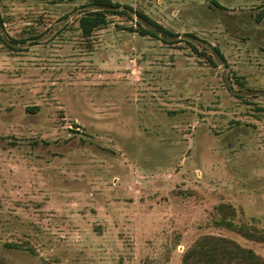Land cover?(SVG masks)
Segmentation results:
<instances>
[{"label": "rangeland", "instance_id": "rangeland-1", "mask_svg": "<svg viewBox=\"0 0 264 264\" xmlns=\"http://www.w3.org/2000/svg\"><path fill=\"white\" fill-rule=\"evenodd\" d=\"M113 1L0 0V264H264V0Z\"/></svg>", "mask_w": 264, "mask_h": 264}, {"label": "trees", "instance_id": "trees-1", "mask_svg": "<svg viewBox=\"0 0 264 264\" xmlns=\"http://www.w3.org/2000/svg\"><path fill=\"white\" fill-rule=\"evenodd\" d=\"M69 1H74V0H69ZM83 1H85L86 4H90L91 6H93V9L86 11L79 17V27L82 34L84 35H89L94 29L107 23L108 21L107 12H110L112 10L111 8L119 5L118 2L113 0H83ZM145 18L147 17L145 16ZM126 28L127 30H135L132 27H126ZM159 28L162 31L167 32V29H165L164 27L160 26ZM139 31L141 33L153 34V31L141 27H139ZM188 258L189 257L187 253L184 258V264H188Z\"/></svg>", "mask_w": 264, "mask_h": 264}]
</instances>
